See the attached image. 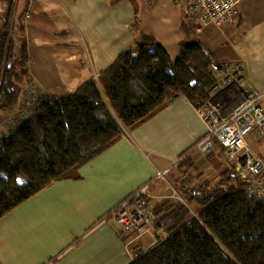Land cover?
Here are the masks:
<instances>
[{
    "label": "crops",
    "instance_id": "obj_1",
    "mask_svg": "<svg viewBox=\"0 0 264 264\" xmlns=\"http://www.w3.org/2000/svg\"><path fill=\"white\" fill-rule=\"evenodd\" d=\"M143 1L23 0L30 98L63 95L88 79L98 80L117 54L134 47L143 35H151L174 57L186 37L185 25L190 40L211 53L216 63H240L248 81L263 94L264 110V0H238L233 23H207L199 32L171 0H147L144 8ZM31 109L25 102L11 112L0 111V131L9 133ZM205 131L196 105L183 96L167 101L133 128L123 127L110 146L78 166L72 176L53 180L0 218V264L130 263L158 240L146 231L128 244L132 235L121 233L108 213L159 172L165 171L166 178L172 170H181L180 176L170 177L175 186L188 175L194 176L191 189L214 185L218 171L232 167L219 146L206 155L188 157L191 167L172 166ZM248 140L264 159V126L261 135H249ZM158 180L150 191L169 193Z\"/></svg>",
    "mask_w": 264,
    "mask_h": 264
},
{
    "label": "trees",
    "instance_id": "obj_2",
    "mask_svg": "<svg viewBox=\"0 0 264 264\" xmlns=\"http://www.w3.org/2000/svg\"><path fill=\"white\" fill-rule=\"evenodd\" d=\"M15 1L0 0V111L25 102L32 109L9 133L0 131V218L53 180L72 176L123 127L133 128L166 103V96L181 92L202 105L216 81L213 55L190 40L181 24L186 37L174 57L143 35L117 54L98 80L63 95L30 98L23 15L13 16ZM179 166L192 162L185 158ZM218 175L214 185L192 189L193 175L181 179L176 189L187 203H198L192 209L171 198L155 202L156 224L167 236L128 264H264V194L249 192L253 181L232 167Z\"/></svg>",
    "mask_w": 264,
    "mask_h": 264
},
{
    "label": "built area",
    "instance_id": "obj_3",
    "mask_svg": "<svg viewBox=\"0 0 264 264\" xmlns=\"http://www.w3.org/2000/svg\"><path fill=\"white\" fill-rule=\"evenodd\" d=\"M152 1L148 0L149 3ZM237 1L171 0L174 7L191 21L196 32L201 31V25L207 23H233L237 16ZM212 69L216 81L208 89L205 103L196 106L206 123V131L186 149L183 156L206 155L217 146L222 147L226 158L232 162L235 174L253 181L249 192L264 194L263 190H256L255 185L257 176L264 171V159L255 153L248 141L249 135L259 136L263 133V94L248 81L239 62H214ZM177 96L185 97L178 92L166 96V101ZM161 176L158 173L152 181L136 189L108 213V219L117 223L121 233H136L130 237L128 244L146 231L159 239L167 236L166 231L156 224L152 200L174 194L156 195L150 191Z\"/></svg>",
    "mask_w": 264,
    "mask_h": 264
},
{
    "label": "bare ground",
    "instance_id": "obj_4",
    "mask_svg": "<svg viewBox=\"0 0 264 264\" xmlns=\"http://www.w3.org/2000/svg\"><path fill=\"white\" fill-rule=\"evenodd\" d=\"M215 62V61H214ZM213 70V69H212ZM213 73H214V71H213ZM208 98V97H207ZM204 121V120H203ZM205 122V121H204ZM205 125H206V123H205ZM249 141V140H248ZM249 144H250V142H249ZM250 147L252 148V146H251V144H250ZM222 148V147H221ZM253 149V148H252ZM222 150H223V148H222ZM254 150V149H253ZM185 153V152H184ZM184 153H182L181 155H179L177 158H175L174 160H173V163H172V166H176V167H180L179 165H180V163L182 162V160L183 159H185V158H188V157H190V155H187V156H183L184 155ZM159 173H161L162 174V176L160 177V178H164V174H165V171L164 172H159ZM158 175V174H157ZM263 176H264V171H262L258 176H257V178H256V190H263V192H264V179H263ZM169 187H170V191H169V193H167V194H174V196H168V197H164V198H160V199H158V201H160V200H162V199H165V198H171V199H174V200H178V201H181L182 203H184L189 209H192L191 208V204L190 203H187V201H186V198H184L182 195H180V193L177 191V189H176V186L175 185H172V184H169ZM163 195H165V194H163ZM194 208V207H193ZM152 210L154 211V209H153V205H152ZM155 213V212H154Z\"/></svg>",
    "mask_w": 264,
    "mask_h": 264
},
{
    "label": "rangeland",
    "instance_id": "obj_5",
    "mask_svg": "<svg viewBox=\"0 0 264 264\" xmlns=\"http://www.w3.org/2000/svg\"><path fill=\"white\" fill-rule=\"evenodd\" d=\"M147 0H144L143 1V8L144 7H146V4L148 3H145ZM22 2H23V0H16L15 1V5H14V11H13V16L16 18L17 16H18V14L21 12L20 10H21V5H22ZM151 5V4H150ZM2 8V7H1ZM193 38H195V36H192ZM14 127H12V125H10L9 126V129H13ZM177 174V176H180L181 175V173H182V171L180 170H178V169H174V170H172L171 171V173L169 174V175H166V178H159V180H158V185H160L161 187H163L162 189L164 190H166L167 192L168 191H170V187H169V184L171 183L172 185L175 183V182H173V181H171V179H170V177H171V175L172 174ZM191 208H193L194 207V204L193 203H191ZM136 233H131V234H129V235H132V236H134ZM147 235V234H146ZM146 235L145 236H143V237H141L140 239H144L145 240V238H146ZM155 237V236H154ZM137 238H139V236L137 237ZM136 238V239H137ZM135 239V240H136ZM155 239L156 240H159V237L158 236H156L155 237ZM135 240H133V241H135ZM133 241H131V242H133ZM130 242V243H131Z\"/></svg>",
    "mask_w": 264,
    "mask_h": 264
}]
</instances>
